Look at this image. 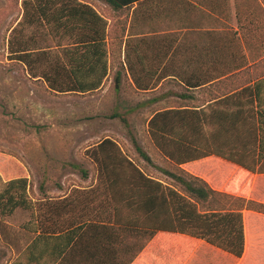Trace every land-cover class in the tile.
<instances>
[{"label":"trees","instance_id":"1","mask_svg":"<svg viewBox=\"0 0 264 264\" xmlns=\"http://www.w3.org/2000/svg\"><path fill=\"white\" fill-rule=\"evenodd\" d=\"M108 1L131 9L142 0ZM9 35L10 59L22 63L30 77L42 80L56 93H94L109 76L108 18L86 2L23 0L22 17ZM46 36L57 39L53 48L41 44L47 40ZM243 58L247 60L244 55ZM127 63L136 86L147 89V76L152 72H134V66ZM257 78L253 84L199 110L156 112L148 128L152 142L176 165L217 154L230 156V160L247 169L250 175L264 173V76ZM116 82L119 81L116 79ZM93 157L99 171L95 188L87 192L89 200L74 201L66 197L52 204L44 203L46 208L37 214L33 211L25 228L34 238L12 264H60L68 254L92 249L94 240H89L87 235L91 227L98 226L94 221L99 220L80 224L61 218L78 209L99 212L100 205L93 204L92 194L103 192L111 200L102 206L113 209L116 214L117 181L122 249L125 245L130 248L134 245L126 242L127 233L153 237L165 231L172 233L174 244L196 245L203 239L236 258L243 256L246 241L242 209L218 208L207 202L212 196L228 194L217 192L192 174H187L190 181L175 175L185 182L183 191L164 186L143 172L110 138L93 149ZM110 163L118 165L119 172L108 168ZM135 185L143 187L139 191ZM34 206L27 177L5 180L0 175L1 215L11 216L20 208L34 210ZM253 208L264 212V204L253 202ZM131 260L130 254L120 264H129Z\"/></svg>","mask_w":264,"mask_h":264},{"label":"crops","instance_id":"2","mask_svg":"<svg viewBox=\"0 0 264 264\" xmlns=\"http://www.w3.org/2000/svg\"><path fill=\"white\" fill-rule=\"evenodd\" d=\"M81 1L92 5L99 13L104 14L108 21V13H115L114 37L108 36L107 43L109 72H114L115 81H119L115 85L119 101L117 96L112 95L103 99V94L111 87L110 84H104L97 94L89 97L93 102L88 106L90 109H104V105L117 108L119 103L123 111H113L105 117L122 120V116L125 125L129 127L136 122L135 132L107 134L93 146L96 147L110 138L124 152L129 149L131 154L128 155L137 166L164 186L183 191L185 182L175 175L190 181L187 174H192L203 179L217 192L228 194L212 196L207 201L212 206L219 208L217 204L226 200L228 205L220 208H241L243 214L245 211H258L253 208V202L264 204V190L257 200L253 199L255 196L252 197V193L248 198L229 193L230 190L244 191L250 176V172L230 160V156L212 154L176 165L162 154L144 133L148 132L151 118L160 110H199L253 84L258 79L254 72H245L244 67L234 65L237 59H244L245 50L250 61L256 51L246 45L238 48L235 36H228L226 30L229 26L236 30L238 27L222 18L220 0H142L141 3H135L131 9L121 8L108 0ZM111 23L110 20L109 24ZM108 33L110 34V25ZM127 61L134 66V72L153 73L147 76V89L136 86L129 73L131 71ZM220 72L224 73L215 78ZM110 75L111 73L109 77ZM206 78H210V81L206 82ZM120 95L123 96L120 98ZM93 146L89 145L86 151ZM108 168L119 172L118 165L110 163ZM255 176L264 177V173L256 172ZM85 178L89 180L92 175L88 176L85 172ZM96 184L97 180L86 182L83 186L74 185L72 187H75V190L72 191L71 187L58 199L68 197L74 201H88L87 192L93 190ZM141 187L143 186L135 185V189L139 191ZM114 190L116 214L113 209L102 206L111 200L110 195L103 192L92 194L93 204L100 205L99 212L78 209L62 216L61 219L74 220L80 224L96 219L99 221H94L98 222V226L91 227L87 235L89 240H94L92 249H79L68 254L66 260L60 264H120L130 254L132 260L129 264H264L262 246H251L249 249L245 247L243 256L236 258L203 239L196 245L174 244L171 241L172 233L165 231L158 232L153 237L144 233H127L124 235L126 242L134 245L131 248L125 245L122 249L119 246V181ZM258 212L264 214L262 211ZM179 235L189 237L185 234ZM203 242L207 244L204 246ZM134 253L135 255H132ZM230 257L238 261L234 262ZM225 259L229 263L225 262Z\"/></svg>","mask_w":264,"mask_h":264},{"label":"rangeland","instance_id":"3","mask_svg":"<svg viewBox=\"0 0 264 264\" xmlns=\"http://www.w3.org/2000/svg\"><path fill=\"white\" fill-rule=\"evenodd\" d=\"M22 1L0 0V175L5 180L27 177L29 196L35 206L30 211L17 209L11 216L0 214V264H12L34 238L25 228L33 211L36 214L43 211L44 203L52 204L74 185L83 186L97 180L99 166L93 157L96 142L107 134L136 131V122L129 127L122 116V120L105 117L113 111L122 112L119 103L117 108L104 105V109H90L88 105L93 101L89 97L97 92L56 93L42 80L30 77L22 63L10 59L9 34L22 17ZM219 4L222 18L238 27L236 30L229 26L228 36H235L238 48L246 45L256 51L251 61L237 59L234 65L244 67L245 72H254L257 77L264 76V0H220ZM108 16L112 21L111 24L108 21L112 38L115 13ZM56 43L57 39L52 37L41 42L52 48ZM244 56L247 57L246 50ZM109 73L112 79L108 76L104 84L111 87L103 94V99L112 95L119 101V93H115V74ZM144 133L150 138L147 131ZM89 145L93 147L86 151ZM127 151L123 152L131 154L129 149ZM85 172L92 178L86 180ZM245 185L244 191L230 190L229 193L245 198L252 193L257 200L264 190V177L250 175ZM226 202L223 200L217 205L220 208ZM243 215L245 247L264 248V214L245 211ZM206 244L203 242L204 246Z\"/></svg>","mask_w":264,"mask_h":264}]
</instances>
